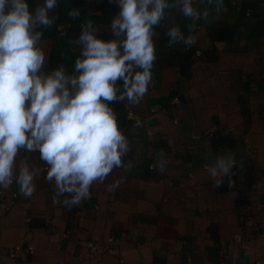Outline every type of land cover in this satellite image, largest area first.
<instances>
[{"label": "crops", "instance_id": "1", "mask_svg": "<svg viewBox=\"0 0 264 264\" xmlns=\"http://www.w3.org/2000/svg\"><path fill=\"white\" fill-rule=\"evenodd\" d=\"M26 2L34 9L43 0ZM58 3L56 23L38 29L44 32L39 46L46 71L63 64L71 72L79 52L69 41L81 23L91 20L101 38L111 39L118 8L108 0ZM194 6L209 11L207 21L170 11L186 36H198L196 44L168 48L169 23L163 22L156 29L157 59L147 94L134 107L126 100L110 105L130 151L122 158L126 166L94 183L88 199L68 208L65 194L54 203L55 185L44 180L46 164L38 153L21 151L18 163L27 158L41 171L32 197L25 198L15 182L10 187L16 205L0 210V264H78L88 242L110 236L122 263L104 255L101 264H219L220 251L225 264L232 258L264 264V0H224L226 11L218 17L214 0H196ZM72 8L80 10L79 19L68 16ZM126 108L143 118L139 127L126 121ZM228 129L230 135L209 136ZM217 155H230L237 165L220 185L205 167ZM161 159L168 161L164 173L149 168ZM119 179V187H109ZM16 245L22 251L10 260L7 253Z\"/></svg>", "mask_w": 264, "mask_h": 264}, {"label": "clouds", "instance_id": "2", "mask_svg": "<svg viewBox=\"0 0 264 264\" xmlns=\"http://www.w3.org/2000/svg\"><path fill=\"white\" fill-rule=\"evenodd\" d=\"M214 2L218 17L226 11L224 0ZM108 4L118 8L110 22L112 38H101L91 20L81 23L79 35L69 41L79 52L69 72L63 64L46 71L39 46L44 32L38 29L47 30L59 19L58 0H43L34 9L26 0H0V190L15 182L25 198L33 196L41 170L27 158L18 163L23 151L38 153L46 164L44 180L55 185L54 203L65 194L68 208L88 199L94 183H104L114 169L126 166L122 158L130 151L129 141L110 105L126 100L134 107L147 94L157 59L156 29L168 21L167 47L182 44L187 49L198 36H186L170 10L178 8L191 20L207 21L210 15L195 7L194 0ZM68 16L77 20L80 10L72 8ZM167 164L161 159L150 168L164 173ZM234 166L230 155H217L214 164L205 165L215 185L229 177ZM121 183L115 180L109 187Z\"/></svg>", "mask_w": 264, "mask_h": 264}, {"label": "built area", "instance_id": "3", "mask_svg": "<svg viewBox=\"0 0 264 264\" xmlns=\"http://www.w3.org/2000/svg\"><path fill=\"white\" fill-rule=\"evenodd\" d=\"M85 2L93 1V0H83ZM196 0H194V3ZM172 102H176V99H173ZM151 114H154L156 111L155 109L150 110ZM125 119L127 122H129L134 127L136 126L137 120L140 121V125L143 122V118L140 115L135 114L130 108L125 109ZM232 133L231 129L220 131L217 133H209V136H213L214 138L218 137H224L227 135H230ZM148 135H152L153 133L151 131L147 132ZM244 143V150L246 153V157H251L253 153V149L251 148L249 144L248 139L243 140ZM47 166L45 165L43 167V170H46ZM150 168V167H149ZM237 168V165L232 169V173L235 174V169ZM151 169V168H150ZM207 169V168H206ZM11 187V186H10ZM16 205V195L9 189L7 190H0V210H2L4 213L9 212L14 206ZM260 208L264 209V204L259 205ZM256 234L260 232V229L258 226L255 227ZM259 236L264 237V234H259ZM22 251L21 246L16 245L12 247L8 253L7 256L10 260H15L18 257V254ZM27 251L31 253L33 251L32 246L27 247ZM104 255H112L119 259V262L122 263V260L120 259V251L119 247L117 245L116 240L110 236L105 241H90L88 242L86 246V254L84 256H78L77 263L78 264H101V257ZM219 255L221 257V262L219 264H225L223 261V257L225 256V253L223 251L219 252ZM229 264H238V261L236 259H231ZM255 264H260L259 262H256Z\"/></svg>", "mask_w": 264, "mask_h": 264}, {"label": "trees", "instance_id": "4", "mask_svg": "<svg viewBox=\"0 0 264 264\" xmlns=\"http://www.w3.org/2000/svg\"><path fill=\"white\" fill-rule=\"evenodd\" d=\"M225 259V258H224ZM230 262V261H229Z\"/></svg>", "mask_w": 264, "mask_h": 264}]
</instances>
